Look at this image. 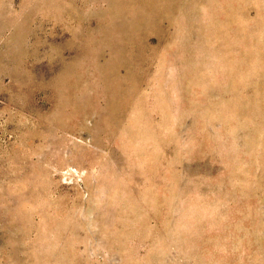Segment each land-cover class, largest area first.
<instances>
[{"label": "rangeland", "instance_id": "374dc122", "mask_svg": "<svg viewBox=\"0 0 264 264\" xmlns=\"http://www.w3.org/2000/svg\"><path fill=\"white\" fill-rule=\"evenodd\" d=\"M0 264H264V0H0Z\"/></svg>", "mask_w": 264, "mask_h": 264}]
</instances>
